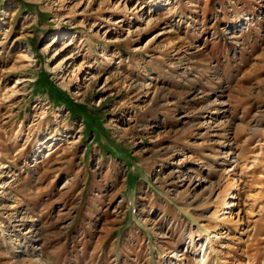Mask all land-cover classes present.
I'll return each mask as SVG.
<instances>
[{"label": "rangeland", "instance_id": "obj_1", "mask_svg": "<svg viewBox=\"0 0 264 264\" xmlns=\"http://www.w3.org/2000/svg\"><path fill=\"white\" fill-rule=\"evenodd\" d=\"M0 264H264V0H0Z\"/></svg>", "mask_w": 264, "mask_h": 264}, {"label": "bare ground", "instance_id": "obj_2", "mask_svg": "<svg viewBox=\"0 0 264 264\" xmlns=\"http://www.w3.org/2000/svg\"><path fill=\"white\" fill-rule=\"evenodd\" d=\"M49 155H50V154H49ZM213 238H214V234L212 233V236H211V234H209V236H207V239H206L204 245H205L206 247H208L209 243L211 244V242L213 241Z\"/></svg>", "mask_w": 264, "mask_h": 264}]
</instances>
